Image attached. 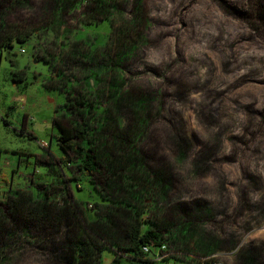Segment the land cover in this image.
Segmentation results:
<instances>
[{
  "label": "rangeland",
  "instance_id": "obj_1",
  "mask_svg": "<svg viewBox=\"0 0 264 264\" xmlns=\"http://www.w3.org/2000/svg\"><path fill=\"white\" fill-rule=\"evenodd\" d=\"M44 2L32 0V9ZM256 4L264 10V0H142L145 45L119 65L123 91L154 94L142 148L155 166L174 160L176 138L189 146L184 166L173 172L166 208L194 215L190 230L196 237L233 240L208 256L190 257L201 264H241L238 257L245 252L264 263V35L253 28L264 26L245 15ZM65 22L76 27L73 19ZM49 43L31 41L41 51ZM16 71L24 72L17 83ZM50 80L49 63L30 45L16 43L0 52V201L27 187L42 197L57 180L63 152L53 123L65 97L49 89ZM206 155L208 165L193 172V163ZM69 183L71 195L93 203L87 181L81 182L83 190ZM15 241H8L0 264H54L41 240ZM164 244L165 259H171L166 264L183 256ZM112 259L106 250L105 264Z\"/></svg>",
  "mask_w": 264,
  "mask_h": 264
},
{
  "label": "trees",
  "instance_id": "obj_2",
  "mask_svg": "<svg viewBox=\"0 0 264 264\" xmlns=\"http://www.w3.org/2000/svg\"><path fill=\"white\" fill-rule=\"evenodd\" d=\"M129 4L45 0L35 11L32 0H0V52L13 50L16 43L30 45L50 65L49 89L65 97L53 123L63 152L59 175L51 171L57 180L45 187L42 197L28 187L5 194L0 201V257L8 241L36 238L54 264H105L106 250L113 254L110 264H166L171 259H156L164 243L183 253L173 257L174 264H201L196 258L233 242L196 237L190 230L194 215L177 206L166 208L173 172L184 166L189 146L176 138V157L161 166L142 148L155 97L123 91L119 65L134 59L145 45L142 0H133L126 16ZM252 8L255 12L245 13L247 19L256 16L264 26V10L258 4ZM65 19L75 20L76 27L67 26ZM253 28L264 35L263 27ZM31 41L50 43L41 51ZM23 74L14 72V82L22 81ZM209 161V155L197 159L192 171H203ZM70 181L78 190L87 181L93 203L71 195ZM238 259L258 264L255 253Z\"/></svg>",
  "mask_w": 264,
  "mask_h": 264
},
{
  "label": "built area",
  "instance_id": "obj_3",
  "mask_svg": "<svg viewBox=\"0 0 264 264\" xmlns=\"http://www.w3.org/2000/svg\"><path fill=\"white\" fill-rule=\"evenodd\" d=\"M23 53H25L26 51L25 50H22ZM91 206V205H90ZM145 252H149V248L148 247H145L144 248ZM167 251H168V248H167V245L166 244H163L156 252V259L158 261H162L165 259V257L167 256Z\"/></svg>",
  "mask_w": 264,
  "mask_h": 264
}]
</instances>
